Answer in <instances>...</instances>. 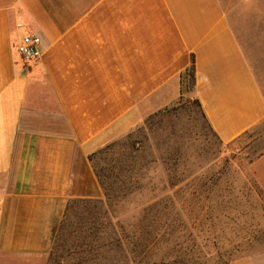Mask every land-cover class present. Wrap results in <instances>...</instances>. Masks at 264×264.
<instances>
[{"label":"crops","instance_id":"0c3cea01","mask_svg":"<svg viewBox=\"0 0 264 264\" xmlns=\"http://www.w3.org/2000/svg\"><path fill=\"white\" fill-rule=\"evenodd\" d=\"M25 34L40 40L29 63L14 48ZM185 91L222 146L264 131V94L220 0H0V264L48 253L68 202L104 200L109 181L160 196L149 165L97 162L146 139V120ZM252 165L263 181L264 151Z\"/></svg>","mask_w":264,"mask_h":264},{"label":"rangeland","instance_id":"374dc122","mask_svg":"<svg viewBox=\"0 0 264 264\" xmlns=\"http://www.w3.org/2000/svg\"><path fill=\"white\" fill-rule=\"evenodd\" d=\"M220 2L264 94V0ZM188 95L146 120V139L111 145L97 162L102 170L122 164L126 175L129 165H149L146 175L163 176L151 181L162 189L160 196L150 204L145 201L151 194L127 195L121 207L115 196L114 234L107 233L102 212L75 208L59 233L57 253L52 243L46 254L2 264H234L264 253V179L252 165L264 151V131L222 146ZM122 180L114 189L134 191ZM144 231L152 241L147 251L139 248Z\"/></svg>","mask_w":264,"mask_h":264},{"label":"trees","instance_id":"16d2710c","mask_svg":"<svg viewBox=\"0 0 264 264\" xmlns=\"http://www.w3.org/2000/svg\"><path fill=\"white\" fill-rule=\"evenodd\" d=\"M185 79V78H184ZM184 81L182 80V85H183ZM195 103L198 105L199 107V104L196 100H194ZM200 108V107H199ZM115 184V179L114 181L112 182V185H110L109 187H106L104 188L106 190V192L104 193V200H82V199H72L68 202L66 208H65V211H64V214H63V217H62V220L59 224V227H58V232L55 236V239H54V242H53V247L52 249L55 251L56 249V253L58 251V249L62 247V245L59 243V233L61 231V229L63 228V226L67 223V221L69 220V215H72L74 214L75 212L73 210H75V208H85V207H88V206H92L95 211H97V214H99L100 212H102V215L104 217V227L105 229L108 230L107 233L109 234H114L116 233V226L112 223V210L111 208L113 207L111 205L112 202V199L116 197L119 198V202L120 204L122 202H124L126 200V196L129 195L128 193H125V196L124 194L122 195L121 193H119L116 189H112L113 188V185ZM154 200V199H153ZM152 202V201H151ZM148 203H150V201H148ZM151 204V203H150ZM120 230H121V227H120ZM146 230V229H144ZM149 232L148 231H144V233L142 235H144V241L141 245H139V248L144 251V250H149L151 247H152V241L150 239H147L149 236L148 234ZM147 237V238H146ZM126 237H124V240ZM141 239H143V237H141ZM116 241V240H115ZM122 241L121 240H117L115 243L118 244L119 246L120 243ZM112 244V243H111ZM110 244V245H111ZM129 244V243H128ZM52 250V251H53ZM53 253V252H52Z\"/></svg>","mask_w":264,"mask_h":264},{"label":"built area","instance_id":"2783aa9c","mask_svg":"<svg viewBox=\"0 0 264 264\" xmlns=\"http://www.w3.org/2000/svg\"><path fill=\"white\" fill-rule=\"evenodd\" d=\"M39 43L40 40L38 37L31 34L23 35L20 41L14 47L17 56L24 63L37 60L40 57V51L38 49Z\"/></svg>","mask_w":264,"mask_h":264}]
</instances>
